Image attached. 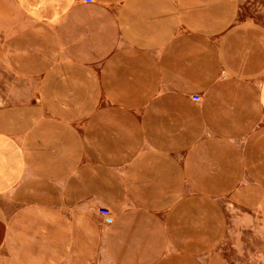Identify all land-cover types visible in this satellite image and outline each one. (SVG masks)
<instances>
[{"label": "crops", "instance_id": "crops-1", "mask_svg": "<svg viewBox=\"0 0 264 264\" xmlns=\"http://www.w3.org/2000/svg\"><path fill=\"white\" fill-rule=\"evenodd\" d=\"M12 3L0 264H226L228 208L264 195V26L239 0Z\"/></svg>", "mask_w": 264, "mask_h": 264}, {"label": "rangeland", "instance_id": "rangeland-1", "mask_svg": "<svg viewBox=\"0 0 264 264\" xmlns=\"http://www.w3.org/2000/svg\"><path fill=\"white\" fill-rule=\"evenodd\" d=\"M240 18L264 26V0H239ZM12 0H0V39L10 21ZM1 53V50H0ZM16 83L4 68L0 54V106L9 101L7 90ZM229 226L219 253L226 264H264V195L255 208L247 211L228 208Z\"/></svg>", "mask_w": 264, "mask_h": 264}, {"label": "built area", "instance_id": "built-area-1", "mask_svg": "<svg viewBox=\"0 0 264 264\" xmlns=\"http://www.w3.org/2000/svg\"><path fill=\"white\" fill-rule=\"evenodd\" d=\"M84 1L91 2V0H84ZM192 99L194 101H198L199 97L197 95H194V96H192ZM98 213L103 215V216H110L111 215L110 211H108L107 209H101V208L98 209Z\"/></svg>", "mask_w": 264, "mask_h": 264}]
</instances>
